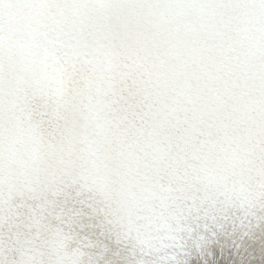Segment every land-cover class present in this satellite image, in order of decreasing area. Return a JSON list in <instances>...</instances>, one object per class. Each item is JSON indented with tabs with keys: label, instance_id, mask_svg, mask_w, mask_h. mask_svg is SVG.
I'll list each match as a JSON object with an SVG mask.
<instances>
[{
	"label": "snow or ice",
	"instance_id": "obj_1",
	"mask_svg": "<svg viewBox=\"0 0 264 264\" xmlns=\"http://www.w3.org/2000/svg\"><path fill=\"white\" fill-rule=\"evenodd\" d=\"M76 204L135 264L264 225V0H0V264H100Z\"/></svg>",
	"mask_w": 264,
	"mask_h": 264
}]
</instances>
